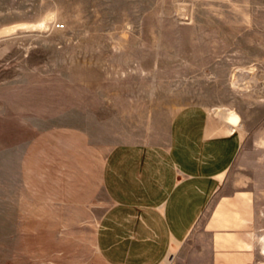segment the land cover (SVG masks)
Returning a JSON list of instances; mask_svg holds the SVG:
<instances>
[{"label": "rangeland", "instance_id": "1", "mask_svg": "<svg viewBox=\"0 0 264 264\" xmlns=\"http://www.w3.org/2000/svg\"><path fill=\"white\" fill-rule=\"evenodd\" d=\"M187 105L243 143L173 264H259L264 0H0V264H105L109 151Z\"/></svg>", "mask_w": 264, "mask_h": 264}, {"label": "crops", "instance_id": "2", "mask_svg": "<svg viewBox=\"0 0 264 264\" xmlns=\"http://www.w3.org/2000/svg\"><path fill=\"white\" fill-rule=\"evenodd\" d=\"M224 120L187 105L162 141L123 142L109 151L102 184L110 204L96 233L105 264H165L179 251L241 149L240 132ZM258 242L264 256V237Z\"/></svg>", "mask_w": 264, "mask_h": 264}, {"label": "bare ground", "instance_id": "3", "mask_svg": "<svg viewBox=\"0 0 264 264\" xmlns=\"http://www.w3.org/2000/svg\"><path fill=\"white\" fill-rule=\"evenodd\" d=\"M237 78L238 80L243 79L242 70H238L234 75L235 83L238 82V80L236 81ZM217 111L220 113L221 117L228 121L229 124H231L232 126L241 127V123L239 122L240 117L237 113H229L227 111V108H218ZM166 263L168 264V260L166 261Z\"/></svg>", "mask_w": 264, "mask_h": 264}, {"label": "built area", "instance_id": "4", "mask_svg": "<svg viewBox=\"0 0 264 264\" xmlns=\"http://www.w3.org/2000/svg\"><path fill=\"white\" fill-rule=\"evenodd\" d=\"M175 259H176V253L175 252H172L169 255V258L167 259L168 260V264H173L175 262Z\"/></svg>", "mask_w": 264, "mask_h": 264}]
</instances>
